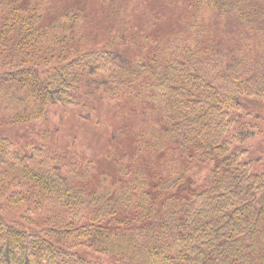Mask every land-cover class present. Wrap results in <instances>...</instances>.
<instances>
[{
	"label": "trees",
	"instance_id": "obj_1",
	"mask_svg": "<svg viewBox=\"0 0 264 264\" xmlns=\"http://www.w3.org/2000/svg\"><path fill=\"white\" fill-rule=\"evenodd\" d=\"M57 1L0 0V198L24 207L0 212V264H264V172L246 145L264 0H165L170 24L122 21L104 44L85 0ZM99 1L108 16L116 2ZM108 101L114 118L93 121ZM52 107L105 124L81 145L96 152L47 142ZM14 125L33 133L19 148Z\"/></svg>",
	"mask_w": 264,
	"mask_h": 264
},
{
	"label": "rangeland",
	"instance_id": "obj_2",
	"mask_svg": "<svg viewBox=\"0 0 264 264\" xmlns=\"http://www.w3.org/2000/svg\"><path fill=\"white\" fill-rule=\"evenodd\" d=\"M57 1V0H56ZM63 2H67L68 0H62ZM84 1V0H83ZM116 3L110 4V0H108V4H110V11L104 9V12L108 15L105 16L102 12V6L99 0H85L87 9L91 14V31L92 36L95 39L96 44H104L107 42L111 34V30L114 32L116 28H121L123 25L122 21L128 22V25H134L136 31L139 30L141 25H143L144 21L148 17H152L153 14H158L155 19H157L158 25L164 27L172 22V17H174L175 7L173 5H169L165 0H114ZM113 3V1H111ZM57 8H59L58 1L56 2ZM170 11L168 12V10ZM111 12V13H110ZM115 15L114 17H112ZM116 32V31H115ZM114 32V33H115ZM112 39V38H111ZM133 53L135 50L130 49ZM112 102L108 101L102 107L101 110H98L96 114H94L93 121H98L99 119L105 124H108L109 120H112L115 114ZM68 110V109H67ZM61 108L52 107L49 111L48 118L46 119V123L49 127L52 128V135L49 138V141L54 137L53 146L58 151L61 149V146L70 145L71 142V152L70 154L73 157L79 156V154H92L90 149L92 148V152H96V138H92V144L82 148V144H88L89 142L86 140V135L91 132L93 127H97L100 135L98 136L102 139L104 136L102 135V131H104L105 124L100 123H84V121L79 118H74L73 114L70 112H64L62 114ZM256 112H259L258 119V130L253 135L247 138L246 145L249 146V155L253 159L252 161V169L255 172L263 173L264 172V105L256 106ZM42 123V121H38L36 123V128H38ZM56 128V129H55ZM9 130V135L15 139L18 148L23 146L26 141L27 136H31L33 133L28 129L27 125H14L7 129ZM74 133V134H72ZM91 134V133H90ZM97 137V139H98ZM34 144L40 143L39 138L36 135H33ZM104 139V138H103ZM44 142V141H43ZM52 143V142H51ZM33 144V145H34ZM94 148V149H93ZM102 152L99 151V154ZM95 162L98 164L99 157L98 154L95 155ZM0 212L7 220H18L21 218V214L24 212L23 205H10L3 198H0Z\"/></svg>",
	"mask_w": 264,
	"mask_h": 264
}]
</instances>
